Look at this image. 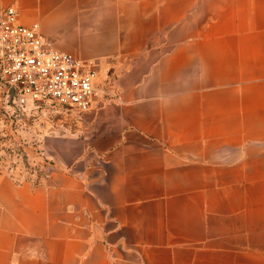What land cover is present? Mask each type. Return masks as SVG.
<instances>
[{
    "label": "crops",
    "instance_id": "crops-1",
    "mask_svg": "<svg viewBox=\"0 0 264 264\" xmlns=\"http://www.w3.org/2000/svg\"><path fill=\"white\" fill-rule=\"evenodd\" d=\"M11 6L119 98L72 170L0 178V264H264V0Z\"/></svg>",
    "mask_w": 264,
    "mask_h": 264
},
{
    "label": "built area",
    "instance_id": "built-area-1",
    "mask_svg": "<svg viewBox=\"0 0 264 264\" xmlns=\"http://www.w3.org/2000/svg\"><path fill=\"white\" fill-rule=\"evenodd\" d=\"M97 63L55 49L18 10L0 11V88L21 106L89 112L105 100Z\"/></svg>",
    "mask_w": 264,
    "mask_h": 264
},
{
    "label": "rangeland",
    "instance_id": "rangeland-1",
    "mask_svg": "<svg viewBox=\"0 0 264 264\" xmlns=\"http://www.w3.org/2000/svg\"><path fill=\"white\" fill-rule=\"evenodd\" d=\"M98 71L103 91L108 94L89 112L50 105L21 106L0 88V178L7 177L17 185L35 186L44 183L57 167L72 170L73 160L78 158L76 153L84 146L82 140L91 121L90 113L119 98L117 83L113 78L108 80L111 74L100 67Z\"/></svg>",
    "mask_w": 264,
    "mask_h": 264
}]
</instances>
